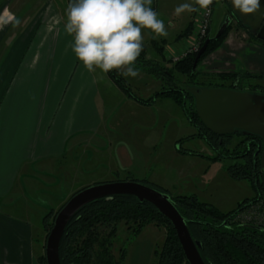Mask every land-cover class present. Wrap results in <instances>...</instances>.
Segmentation results:
<instances>
[{
  "label": "rangeland",
  "instance_id": "374dc122",
  "mask_svg": "<svg viewBox=\"0 0 264 264\" xmlns=\"http://www.w3.org/2000/svg\"><path fill=\"white\" fill-rule=\"evenodd\" d=\"M69 2L70 0H0V15H5L7 11L20 20V24L16 27H13L12 23L0 25V105L2 104L5 109L9 110L12 106L14 109H18L20 104L28 99L31 101L32 111L44 109L48 96V93L45 92L46 84L50 85L51 74H53V78L56 74L55 69L51 70L52 64L57 66L64 57L66 62L63 64H70V67L79 61L73 51L74 36L65 29L66 9ZM181 3H191V0H152L151 5H146L158 12V19L165 23L168 35L162 38H166L172 44L177 43L178 47L191 41L196 34L194 30L189 37L177 39L180 32L187 27L193 13L185 12L180 16L174 15L175 7ZM198 12H196L197 18ZM230 13L231 10L226 2L216 3L211 26L212 35H215ZM196 26L198 27L197 23ZM197 27L194 28L197 30ZM59 32H61L60 36L58 38L55 36L52 43V40L50 41L48 38ZM154 35L150 29H142L143 44L148 47V58L162 63V59L156 56L158 53L151 43ZM256 37L239 23L237 17H234L221 46L202 59L197 69L199 75L196 78V84H191L187 76L175 73L172 88L187 89L191 93L189 89L193 87L196 91H201L206 86L219 84L221 82L218 77L220 73L231 70V68L235 69L236 64L242 70V66L246 67L249 59L255 57L254 52L257 48L253 45H261L259 42L262 40ZM43 38L45 39L43 40ZM160 38L155 39L156 42L161 43ZM42 40L43 48L39 49ZM48 41L51 43L47 52ZM24 42V48L20 52L19 48ZM55 43L58 49L56 54H54ZM262 47L264 49L263 45ZM183 50L175 55H165L166 59L162 65L171 68L174 63L181 60L175 61L172 57L181 54ZM34 56L36 61H40V59L41 61L36 68H30L29 63ZM169 61L171 62L169 63ZM80 63L83 64L82 61ZM138 70L137 77H125L118 71L120 77L138 98L154 103V99L158 97L156 98L155 95L144 97L143 92L148 83L144 75H149L150 72L142 67H139ZM250 70L252 73V68ZM61 76L60 74L59 77L61 78ZM101 85L102 92L98 97L97 104L101 116L104 118V125L108 122L104 130H107L111 142L114 141V138L119 139L126 145L129 144L132 150L134 149L135 164L131 170L116 171V175L105 176L97 181L90 180L86 186L132 180L142 182L168 194L171 198L177 194L195 195L201 201L211 203L225 212L237 208L239 204H249L257 197H262L258 200H261L264 206V193L261 196L258 195L254 192L252 182L234 180L227 171L229 166L248 162L247 158L237 161L230 157H223L234 154L237 158V154L245 150L244 141L240 146H235L239 139L231 138L229 148L218 146L223 156L218 155L205 141L198 128L193 125L183 105L176 103L173 99L159 96L160 100L155 103L154 107L148 109L142 106L146 104L134 99L141 106L119 101L120 96L117 93H108L103 82ZM166 87L171 86L163 84L161 90ZM191 94L193 97H188L186 107L193 117L196 107L195 96L193 93ZM12 97L16 99L13 105L7 102ZM153 116L158 123L152 130V125H148V123H152ZM110 123H113L114 126ZM201 130L204 131L202 128ZM184 155L192 157V161L190 158H186L189 160L181 158ZM199 158H203V160L201 161ZM1 187L0 183V205H11V200L16 199L15 195L11 197V194L7 193L8 196L3 199ZM78 190H66L65 197H61L60 194L56 198V203L50 202L53 208L42 210L41 214L36 212L37 209H33L34 213L30 214L36 264H42L39 258L45 254V245L49 234L45 227V215L50 211L57 213ZM34 200L38 199L34 198ZM21 205L22 203L18 201L12 208L16 210ZM48 221L51 222L52 218L48 217ZM129 226L130 224L124 222L118 226L117 236L111 250L114 257L119 259L120 250L124 249L123 264H157L156 251L160 250L164 243L167 233L166 226L153 222L137 235Z\"/></svg>",
  "mask_w": 264,
  "mask_h": 264
},
{
  "label": "crops",
  "instance_id": "0c3cea01",
  "mask_svg": "<svg viewBox=\"0 0 264 264\" xmlns=\"http://www.w3.org/2000/svg\"><path fill=\"white\" fill-rule=\"evenodd\" d=\"M191 3L194 4L195 0H191ZM226 3L230 8L229 0ZM238 20L245 26L239 18ZM196 21V12H193L187 27L180 32L177 39L187 37H182V33L190 25H193L194 31ZM60 34L61 32L48 39L53 43L55 36L58 38ZM72 35L75 36L74 33ZM160 39L161 43L155 39L151 40L159 58L167 54L175 55L188 45L186 42L184 46L178 47L177 43L172 44L166 38ZM43 40L39 49L43 48ZM260 41L262 43L257 42L261 45H253L257 48L254 49L255 57L250 58L248 62L252 69H264V40ZM47 43L48 52L51 42ZM24 44L25 42L19 48L20 52ZM156 45L161 47L159 52ZM57 50L55 43L54 54ZM40 61H36L34 56L29 67L36 68ZM64 62L65 57L57 66L52 64L51 70L55 69L56 74L55 78L51 74L50 85L46 84L45 92L48 96L44 109L32 111L30 99L21 103L18 109L12 106L8 110L0 105L1 190L3 199L8 196L7 193L16 197L11 200V205H0V264H36L31 232L33 225L30 222L33 209H37L36 212L41 214L42 210L53 208L50 202L56 203L60 194L65 197L66 190H80V187L86 186L90 180L97 181L105 176L116 175V171L131 170L135 164L134 149L119 139L114 138L111 142L107 130H104L108 122L104 125V118L97 104L102 92V82L106 92H115L120 96L119 101L131 102L136 106L139 103L130 98L109 73L101 80L97 74L98 70L97 73L88 71L80 60L72 67L70 64L64 65ZM144 76L148 82L143 90L144 97L154 96L161 91L163 79L151 74ZM157 97L154 103L149 102L148 105L142 106L151 109L160 100L159 96ZM15 100L12 97L7 102L13 105ZM157 123L153 116L152 123L149 122L148 125H152L153 130ZM110 124L114 126L113 123ZM97 157L99 159H96ZM181 158H190L192 161L189 155ZM179 195L182 194L176 196ZM18 201L22 205L14 210L12 207Z\"/></svg>",
  "mask_w": 264,
  "mask_h": 264
},
{
  "label": "trees",
  "instance_id": "16d2710c",
  "mask_svg": "<svg viewBox=\"0 0 264 264\" xmlns=\"http://www.w3.org/2000/svg\"><path fill=\"white\" fill-rule=\"evenodd\" d=\"M230 26L218 39L209 42L195 70H193V63L197 53L186 56L169 68L162 65L165 62V56L161 57L162 63L149 59L148 47L145 44L142 53L135 61L136 68H144L154 77L163 79L164 84L171 86L161 90L155 96H166L183 105L189 119L198 128L200 134H202L201 128L206 130L205 125L198 117L197 112L194 111L192 117L186 107L187 99L192 94L187 89L172 88L173 79L175 73H180L187 76L191 84H196V78L199 75L197 69L202 59L221 46ZM192 29L193 25H190L182 33V37L191 34ZM208 36H214L211 28ZM156 49L159 52L161 47L156 45ZM109 74L129 97L146 105L149 104L132 92L123 78L120 77L118 70L114 69ZM210 134L213 135V133ZM227 171L234 180H248L253 184L255 183L251 178L252 163L249 161L242 165L229 166ZM259 198L262 197H257L251 202H255ZM171 200L184 217L192 238L201 242L202 247L199 250L206 264H264V227L234 220V215L244 208L246 203L239 204L237 208L225 212L211 203L201 201L195 195H179L172 197ZM56 214L50 211L44 217L47 234L53 227ZM48 217L52 218L51 222H47ZM121 222L130 224L129 228L136 235L153 222L158 225H165L167 233L164 243L161 249L156 251L157 264H188L171 221L152 204L146 201L141 202L136 197L129 195H115L97 199L82 207L65 229L60 244L61 263L123 264L125 250H120L119 259H116L111 251ZM39 261L42 264H47L46 255L41 256Z\"/></svg>",
  "mask_w": 264,
  "mask_h": 264
},
{
  "label": "clouds",
  "instance_id": "9594fccd",
  "mask_svg": "<svg viewBox=\"0 0 264 264\" xmlns=\"http://www.w3.org/2000/svg\"><path fill=\"white\" fill-rule=\"evenodd\" d=\"M233 7L244 15L260 11L261 0H231ZM152 0H70L65 29L75 34L73 51L88 71L97 73L103 80L112 70L125 77H137L135 61L143 51L142 29L147 28L154 39L168 35L159 13L151 7ZM213 0H195L181 3L174 15L200 10L211 11ZM20 24L14 14L0 15V25Z\"/></svg>",
  "mask_w": 264,
  "mask_h": 264
},
{
  "label": "water",
  "instance_id": "95a60500",
  "mask_svg": "<svg viewBox=\"0 0 264 264\" xmlns=\"http://www.w3.org/2000/svg\"><path fill=\"white\" fill-rule=\"evenodd\" d=\"M231 10L250 29V32L264 40V0H261L260 11L254 15H244L238 12L229 0ZM232 22L230 15H227L214 36H208L204 44L196 54L193 70L196 69L201 56L206 51L211 40L218 39L225 33ZM195 96L196 112L205 127L215 134H225L233 130L234 127H243L254 134L260 136L264 141V128H255L254 125L244 127L240 122L244 118L243 107L245 106V96L242 93L232 90H222L216 88H204L201 91L190 88ZM252 115L255 116L252 112ZM258 125V123H253ZM261 166L264 167V149ZM264 185V174L262 175ZM115 195H129L136 197L141 202H148L168 218L173 224L182 249L185 253L188 264H206L200 254L202 244L194 240L189 231L187 223L171 200V196L156 190L142 182L125 180L97 183L86 186L75 192L68 201L57 212L54 224L50 230L46 245L45 255L47 264H62L60 259V244L65 229L77 212L88 203L101 199L113 197Z\"/></svg>",
  "mask_w": 264,
  "mask_h": 264
},
{
  "label": "flooded vegetation",
  "instance_id": "af4514ba",
  "mask_svg": "<svg viewBox=\"0 0 264 264\" xmlns=\"http://www.w3.org/2000/svg\"><path fill=\"white\" fill-rule=\"evenodd\" d=\"M228 15L231 16L232 21L233 18L236 17L235 14L232 13V10ZM245 28L249 31V33H251L248 27ZM234 68L235 69L231 68V70L223 71L218 75L221 81L219 84L206 86L204 88L232 90L234 92L242 93L245 96V106L243 107V114L245 117L242 118L240 123L242 125H246L244 127H249L250 125L248 124H252L254 125L252 127H255L256 129L264 128V69L253 68L251 73L249 64H247L246 67L242 66V70H240L241 68H239L237 64ZM252 112L254 114L256 113V119H254L255 116L252 115ZM253 123H258V125ZM210 133L213 132L206 128V130L202 132L203 138L218 155H222L218 146L229 148L228 146L231 142V138L237 137L239 139L235 146H240L241 142L244 141L243 144L245 143L244 145H246V147H244L245 150L241 153H238L237 158H235L236 156L234 154L222 156L230 157L232 159H236L237 161L247 158L248 161L252 163L251 178L255 181L253 184L254 192L261 196L264 193V185L262 182L264 167L261 166L264 141L260 138V136L248 131L243 127L237 126L225 134L213 133L212 135ZM216 138L217 141L215 142Z\"/></svg>",
  "mask_w": 264,
  "mask_h": 264
},
{
  "label": "built area",
  "instance_id": "2783aa9c",
  "mask_svg": "<svg viewBox=\"0 0 264 264\" xmlns=\"http://www.w3.org/2000/svg\"><path fill=\"white\" fill-rule=\"evenodd\" d=\"M226 1L227 0H213V4L210 5L211 11L200 10L198 12L199 16L196 21L198 27L196 26L197 30L195 29L196 34L193 39L188 42V45L181 54L172 57L173 60L176 61L190 54L198 53L212 26L216 3ZM234 220L242 223H253L264 227V206L261 200L246 204L244 208L234 215Z\"/></svg>",
  "mask_w": 264,
  "mask_h": 264
}]
</instances>
